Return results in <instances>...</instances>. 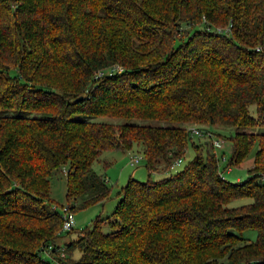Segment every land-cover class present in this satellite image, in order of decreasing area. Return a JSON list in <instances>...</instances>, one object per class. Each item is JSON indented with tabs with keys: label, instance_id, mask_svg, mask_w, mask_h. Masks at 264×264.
Returning a JSON list of instances; mask_svg holds the SVG:
<instances>
[{
	"label": "trees",
	"instance_id": "obj_1",
	"mask_svg": "<svg viewBox=\"0 0 264 264\" xmlns=\"http://www.w3.org/2000/svg\"><path fill=\"white\" fill-rule=\"evenodd\" d=\"M263 37L264 0H0V264H264ZM190 127L231 131L225 168L255 146L246 178ZM133 149L145 180L60 243L51 175L72 215L109 196L100 153Z\"/></svg>",
	"mask_w": 264,
	"mask_h": 264
},
{
	"label": "rangeland",
	"instance_id": "obj_2",
	"mask_svg": "<svg viewBox=\"0 0 264 264\" xmlns=\"http://www.w3.org/2000/svg\"><path fill=\"white\" fill-rule=\"evenodd\" d=\"M262 49L264 51V37L262 41ZM96 121H101V122L110 121V122L121 123V122H125L126 120L119 118L113 119V118L99 117L96 118ZM170 124L181 126V124H177L175 122H170ZM213 132L215 134L216 133L219 134L221 137L223 136L224 140L226 141V142L224 141L223 143V149H221V151L220 150L216 151L217 157L219 158V156L222 155L225 161V162L224 161L221 162V160L218 159L217 162V165L219 167L223 179L229 182H235L237 180L243 181L247 176L246 169L250 166L251 154L252 151L255 149V146L252 147L248 156L244 160H242L239 164L228 165L226 167L227 170H224L227 159L229 157L228 153H229V145H230L225 138H227L228 134H230L231 131L215 128ZM191 141L194 143L197 142L195 137H191ZM129 153H134L136 155L139 154L134 149ZM192 155H193V151L190 148V146L187 145L183 157L180 159V163L174 166L173 170L176 171L180 169L182 165L185 164L192 157ZM127 156L128 155L126 154V152H122L119 150L103 151L98 156L97 158L98 160H95L92 163L93 171L99 175H102L106 179L107 185L110 188L109 196L100 205L99 204L91 205L83 210H79L72 213L73 230L68 234H62L61 238L58 240L60 243L65 242L68 239H71L75 234V230L78 231L82 227L90 224L97 216L101 218L108 216L112 211V208L115 203V193L117 192L119 187H121L125 183L127 177L130 176L131 173L134 172V174H132L131 176L132 178L138 181L145 180L142 159H140L135 166L130 167L127 164ZM60 171L61 172L51 175V177L49 178V190L47 194V199L45 200L46 204H48V206L51 208L53 207L58 213H60L61 209L64 207V199H63L64 177L62 175L64 174V169ZM138 174H140V176H137ZM158 176L159 174H155V175L153 174L151 178H156ZM234 203L235 204L240 203V200L235 201ZM241 203L244 202L242 201ZM102 230H105V228H102ZM245 235L248 236L250 239L253 238L252 232H247Z\"/></svg>",
	"mask_w": 264,
	"mask_h": 264
},
{
	"label": "built area",
	"instance_id": "obj_3",
	"mask_svg": "<svg viewBox=\"0 0 264 264\" xmlns=\"http://www.w3.org/2000/svg\"><path fill=\"white\" fill-rule=\"evenodd\" d=\"M215 30L217 32H226L227 31V26L224 28H215ZM254 50H259V46H256L254 48ZM115 69H119V68H115ZM189 133L191 135H195V136H205L207 138L210 139L211 145L216 148V149H221L223 146V141L220 138H216L211 136L208 132L201 130L199 128L196 127H190L189 129ZM221 147V148H220ZM140 159V157L138 155H131L128 158V163L130 165H134L138 162V160ZM175 163L177 161H174ZM60 218H61V226H60V231H66L68 230L70 227H72L73 221H72V215L69 213V211L63 207L61 209V214H60ZM46 250L49 249V247L45 248Z\"/></svg>",
	"mask_w": 264,
	"mask_h": 264
},
{
	"label": "crops",
	"instance_id": "obj_4",
	"mask_svg": "<svg viewBox=\"0 0 264 264\" xmlns=\"http://www.w3.org/2000/svg\"><path fill=\"white\" fill-rule=\"evenodd\" d=\"M127 164H128V162H127ZM129 165V164H128ZM130 166V165H129ZM130 167H132V166H130ZM144 169V168H143ZM132 174H134V172L133 173H131V175L130 176H132ZM144 174H145V170H144ZM137 176H140V174H138Z\"/></svg>",
	"mask_w": 264,
	"mask_h": 264
}]
</instances>
